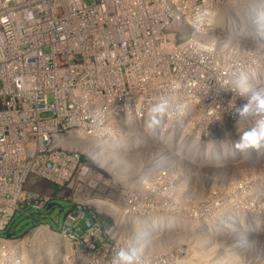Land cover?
I'll return each mask as SVG.
<instances>
[{"label": "built area", "instance_id": "built-area-1", "mask_svg": "<svg viewBox=\"0 0 264 264\" xmlns=\"http://www.w3.org/2000/svg\"><path fill=\"white\" fill-rule=\"evenodd\" d=\"M261 1L0 0V248L21 240L9 232L17 213L60 200L71 203L72 240L81 229L82 242L98 241L101 223L83 203L90 161L145 158L159 143L145 121L162 95L172 107L158 131L183 128L176 107L211 96L228 33L244 21L260 31Z\"/></svg>", "mask_w": 264, "mask_h": 264}, {"label": "rangeland", "instance_id": "rangeland-1", "mask_svg": "<svg viewBox=\"0 0 264 264\" xmlns=\"http://www.w3.org/2000/svg\"><path fill=\"white\" fill-rule=\"evenodd\" d=\"M251 35H243L250 44ZM251 45L255 50L247 55L241 48L212 64L211 96L178 105L184 127L157 131L159 143L143 149L150 151L147 159L125 170L120 165L127 162L119 163L113 153L109 161L119 164L118 179L114 171L103 176L94 169L85 180L83 203L101 223L98 241L82 242L81 229L80 242L61 237H71L64 228L71 203L60 200L39 214L17 213L9 232L21 239L20 246L48 225L70 248L53 240L24 242L23 249L0 248V264L9 258L16 264H112L117 250L130 247L141 250L143 264H264V149L242 154L234 147L258 118L238 124L235 107L255 94L264 97V48ZM240 88L247 94L238 95Z\"/></svg>", "mask_w": 264, "mask_h": 264}, {"label": "clouds", "instance_id": "clouds-1", "mask_svg": "<svg viewBox=\"0 0 264 264\" xmlns=\"http://www.w3.org/2000/svg\"><path fill=\"white\" fill-rule=\"evenodd\" d=\"M172 107V98L162 95L156 99L149 109V118L145 121V129L150 134H155L162 125L163 117ZM232 107H235L234 104ZM235 116L238 124L258 117L254 124L240 133L238 142L234 147L242 154H251L264 149V97L260 94L253 95L247 104L235 107ZM112 264H143L141 250L137 247L121 248L117 250L112 259Z\"/></svg>", "mask_w": 264, "mask_h": 264}, {"label": "bare ground", "instance_id": "bare-ground-1", "mask_svg": "<svg viewBox=\"0 0 264 264\" xmlns=\"http://www.w3.org/2000/svg\"><path fill=\"white\" fill-rule=\"evenodd\" d=\"M264 2V0H262L261 1V3H263ZM259 22H262V23H264L263 22V20L261 19V21H259ZM244 23H245V21H244ZM262 23H259L260 24V26L262 27V29L260 30V31H257V29L255 28V27H249L248 25H245L243 28H242V30H241V34L240 35H237V34H234V33H232V32H230V33H228L229 35V37L230 38H233V39H237V37H241L242 38V42H241V45L239 46V43H238V45L237 46H235L232 42H230V46L229 45H223L225 48H230V49H226L227 51H226V55L229 57L230 55H232V56H234V55H236V53L237 52H239V50L241 49V48H243V49H245V51H246V55L248 54V52H247V50H249V51H251L252 52V49L253 50H255L252 46L251 47H249V43L250 42H247V37H244L243 35L244 34H247V33H249V34H254V35H251V38H252V40H253V44L255 45V46H257V47H259V46H264V43H261V41H264V24H262ZM261 35V36H260ZM248 40H251V39H248ZM255 40H257V41H255ZM247 44V45H246ZM223 47V48H224ZM258 50V49H257ZM245 51H243V52H245ZM215 53V52H214ZM254 53H256L255 51H253V56H254ZM239 72H241V70L239 71ZM241 89V92H239L238 93V95L239 94H247V92H244L243 90H242V88H240ZM209 142V141H208ZM212 143V142H211ZM120 146H123V145H119V146H116V147H114V146H111L110 147V150H112L111 148H114V149H116V148H121ZM167 147V146H166ZM137 148V147H136ZM147 152H150V151H147ZM113 153H116V154H114V156L116 157V160H118L119 161V163L121 162V163H126L124 166L123 165H120V166H122L125 170H128V169H130V166L132 165V161H135V160H137V159H142L143 157H141L140 156V154H138V155H136V154H132V153H130L129 154V159H127V160H125L124 161V159H121V155L119 154V153H117V152H115V151H111L109 154L110 155H112L113 156ZM112 156H108V157H101V158H95L94 160H92V161H90V164H89V166L90 167H92V168H94L95 169V171L96 172H101L102 174H104L103 176H105V174L106 175H109V176H112L111 174H112V172L114 171V174L115 175H118V176H115V175H113V177H115V178H117L118 179V177H119V175H120V168H119V164H117V165H113L114 163H110V159H112ZM134 156H135V158H134ZM146 156V155H145ZM148 157H149V155H147ZM133 159V160H132ZM231 159H233V158H231ZM138 161V160H137ZM136 161V162H137ZM140 162V161H139ZM116 164V163H115ZM151 164V163H150ZM112 168H114V170L112 169ZM151 169V168H150ZM123 171V170H122ZM146 172V171H145ZM107 173H109V174H107ZM140 175V174H139ZM143 175H145V174H143ZM130 180V179H129ZM93 203H95L94 201H92ZM89 203V202H88ZM87 203V204H88ZM97 205H100V203L99 202H97ZM105 210V209H104ZM107 211V210H106ZM109 211V210H108ZM107 211V212H108ZM124 222V221H123ZM125 223V222H124ZM160 225H162V223L160 224ZM139 227H140V224H139ZM140 229V228H139ZM33 232V231H32ZM57 236V234H55L52 230H51V228L48 226V225H42L40 228H38V229H36L30 236H27L26 237V239H24L22 242H20L19 243V245L20 246H18V243H16V246H18V247H16V249H23V248H25L27 245H25L24 244V242H26V243H33L34 241H36V242H39V241H43V242H45L44 240H47V241H49L50 242V240H53V241H56L57 243H56V245H58V246H61V244H65L66 246H67V248L69 249L70 248V244H68L67 245V243H65V241H63V240H61L60 238H58V237H56ZM170 236V235H169ZM176 236V235H175ZM61 237L62 238H64V240L65 239H71L72 240V238L71 237H69L65 232L63 233V235H61ZM66 237H68V238H66ZM172 237H174V235L172 236ZM169 238V237H168ZM35 242V243H36ZM162 242H163V240H162ZM34 243V244H35ZM54 243V242H53ZM55 245V244H54ZM31 246V245H30ZM3 247H5L6 249H8V250H10V246H9V244L8 243H4V246ZM29 247V246H28ZM39 247V246H38ZM37 249V248H36ZM30 250V249H29ZM41 254V253H40ZM32 256V255H31ZM29 263V262H28ZM12 264H15V263H12Z\"/></svg>", "mask_w": 264, "mask_h": 264}, {"label": "water", "instance_id": "water-1", "mask_svg": "<svg viewBox=\"0 0 264 264\" xmlns=\"http://www.w3.org/2000/svg\"><path fill=\"white\" fill-rule=\"evenodd\" d=\"M50 208H52V205H51V207Z\"/></svg>", "mask_w": 264, "mask_h": 264}]
</instances>
